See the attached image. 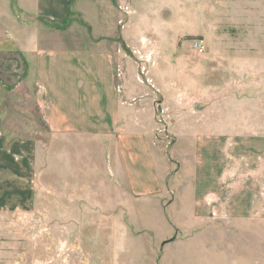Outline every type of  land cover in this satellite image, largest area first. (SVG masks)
I'll return each mask as SVG.
<instances>
[{"label": "crops", "instance_id": "crops-1", "mask_svg": "<svg viewBox=\"0 0 264 264\" xmlns=\"http://www.w3.org/2000/svg\"><path fill=\"white\" fill-rule=\"evenodd\" d=\"M17 2L24 27L11 14L3 23L27 30L26 37L11 33L10 40L32 75L39 120L50 136L48 147L37 140L8 143L0 123V208L27 202V192L42 197L44 185L51 202H89L85 182L70 176L85 149L94 159L95 150L102 151L118 178L115 202H191L196 225L188 230L219 236L221 246L231 242L232 252L242 248L250 264H264V0L256 7L241 0L242 10L228 0L225 33L214 22L222 14L219 0H211L216 37L195 39L204 52L192 47L197 55L179 61L180 108L163 126L169 147L155 143L152 94L138 99L129 69L123 75L132 89L120 95L116 88L111 48L117 40L70 46L30 27L67 20L84 0ZM163 86L170 92V84ZM155 146L171 149L163 172Z\"/></svg>", "mask_w": 264, "mask_h": 264}, {"label": "rangeland", "instance_id": "rangeland-1", "mask_svg": "<svg viewBox=\"0 0 264 264\" xmlns=\"http://www.w3.org/2000/svg\"><path fill=\"white\" fill-rule=\"evenodd\" d=\"M227 1L219 0V22L213 19L211 0H84L67 20L41 21L30 27L52 32L55 40L70 46L95 48L117 40V47L111 48L116 88L120 95L132 89L123 75L128 76L129 69L140 88L138 99L145 101L146 94H152L155 143L169 147L171 138L163 126L180 108L179 61L197 55L192 48L195 39L216 37L212 20L227 31L223 15ZM233 2L236 10L244 7L241 0L229 4ZM252 2L256 7L258 0ZM8 14L24 27L18 23L17 0H0L1 131L8 143L37 140L48 147L50 134L39 120L34 80L24 71L10 40L11 33L26 37L27 30L13 28L17 24L12 21L13 29L4 26ZM163 82L170 84V92ZM167 147L154 148L162 172L167 166L164 158L171 154ZM95 151L96 159L85 149V160L76 162L70 176L85 182L89 202H51L50 187L44 185L42 197L27 192V202L0 208V264H250L242 248L231 251L230 239L221 246L219 236L188 230L196 225L190 222L191 202H115L118 178L104 153ZM105 198L107 202H95Z\"/></svg>", "mask_w": 264, "mask_h": 264}, {"label": "built area", "instance_id": "built-area-1", "mask_svg": "<svg viewBox=\"0 0 264 264\" xmlns=\"http://www.w3.org/2000/svg\"><path fill=\"white\" fill-rule=\"evenodd\" d=\"M192 47L198 52V53H203L204 52V47L202 46L201 42L199 40H194L192 43ZM147 60H150V57L147 58ZM143 69H145L143 67Z\"/></svg>", "mask_w": 264, "mask_h": 264}]
</instances>
